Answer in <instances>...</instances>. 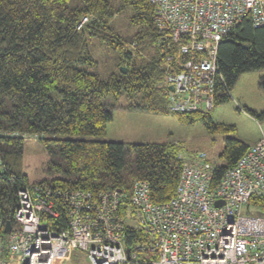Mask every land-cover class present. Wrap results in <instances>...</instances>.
Instances as JSON below:
<instances>
[{
  "label": "trees",
  "instance_id": "obj_1",
  "mask_svg": "<svg viewBox=\"0 0 264 264\" xmlns=\"http://www.w3.org/2000/svg\"><path fill=\"white\" fill-rule=\"evenodd\" d=\"M154 17L155 5L149 0H0L2 229L6 221L13 224L19 192L40 184L60 191L122 190L119 211L125 217L133 208L129 196L134 180L148 182L152 202L175 195L182 165L194 157L177 141L53 137L104 135L121 95L130 100L129 110L171 113L182 123L200 121L208 132L222 134L218 176L244 154L249 143L235 135L233 124L214 121L211 109L231 99L230 89L241 73L264 68V26L254 27L245 18L220 39L217 66L222 79L216 82L212 108L172 113L167 109V74L202 54L180 52ZM26 134L38 136L53 173L34 183L20 169ZM53 200L58 217L47 224L67 229L68 207L59 195ZM252 210L264 215V196L249 199L246 211ZM1 235L5 240L3 230ZM124 236L132 251L137 244L144 249L130 262L115 264H146L143 258L152 256L148 234L127 223Z\"/></svg>",
  "mask_w": 264,
  "mask_h": 264
},
{
  "label": "built area",
  "instance_id": "obj_2",
  "mask_svg": "<svg viewBox=\"0 0 264 264\" xmlns=\"http://www.w3.org/2000/svg\"><path fill=\"white\" fill-rule=\"evenodd\" d=\"M149 1L157 28L178 43L179 51L202 54L167 74L168 111L212 108L222 79L219 41L245 18L254 27L264 26V0ZM218 166L205 151L196 152L182 165L175 195L161 203L151 201L146 180H134L129 217L119 211L122 190L60 191L45 184L23 189L5 240L0 222V264H52L74 249L84 250L91 264L130 262L144 247L126 246L127 223L149 236L152 256L143 258L146 264H264V215L246 211L252 196H264V136L219 176ZM53 195L68 207L67 229L47 224L58 217Z\"/></svg>",
  "mask_w": 264,
  "mask_h": 264
},
{
  "label": "rangeland",
  "instance_id": "obj_3",
  "mask_svg": "<svg viewBox=\"0 0 264 264\" xmlns=\"http://www.w3.org/2000/svg\"><path fill=\"white\" fill-rule=\"evenodd\" d=\"M263 80L264 68L241 73L230 89L231 99L211 109L214 121L233 124L236 127L235 135L249 144L264 136ZM128 103L130 100L125 95H121L115 102L112 119L107 122L104 135L55 134L53 137L126 142L171 140L179 142L184 152L193 151V155H195L196 151L203 150L210 160L219 165L222 164V160L218 157L224 143L222 134L208 132L200 121L182 123L171 113L129 110ZM247 108L255 114H249L246 111ZM48 160L49 155L38 136L26 134L23 141L20 169L27 175L30 183L48 178L53 174L47 169ZM250 213L255 214L253 210ZM52 264L91 263L84 250L74 249L66 257L55 259Z\"/></svg>",
  "mask_w": 264,
  "mask_h": 264
},
{
  "label": "water",
  "instance_id": "obj_4",
  "mask_svg": "<svg viewBox=\"0 0 264 264\" xmlns=\"http://www.w3.org/2000/svg\"><path fill=\"white\" fill-rule=\"evenodd\" d=\"M122 70L125 71V68L123 67ZM169 88L171 89L172 88V85H169ZM10 229H11V223H10V221H6L4 223L3 232L4 233H7V232L10 231ZM126 250L128 251V248Z\"/></svg>",
  "mask_w": 264,
  "mask_h": 264
},
{
  "label": "crops",
  "instance_id": "obj_5",
  "mask_svg": "<svg viewBox=\"0 0 264 264\" xmlns=\"http://www.w3.org/2000/svg\"><path fill=\"white\" fill-rule=\"evenodd\" d=\"M252 141H254V140H252ZM71 252V251H70Z\"/></svg>",
  "mask_w": 264,
  "mask_h": 264
}]
</instances>
